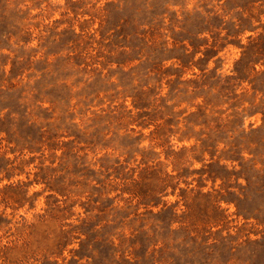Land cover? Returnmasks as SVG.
Wrapping results in <instances>:
<instances>
[{"label": "rangeland", "instance_id": "rangeland-1", "mask_svg": "<svg viewBox=\"0 0 264 264\" xmlns=\"http://www.w3.org/2000/svg\"><path fill=\"white\" fill-rule=\"evenodd\" d=\"M0 264H264V0H0Z\"/></svg>", "mask_w": 264, "mask_h": 264}]
</instances>
